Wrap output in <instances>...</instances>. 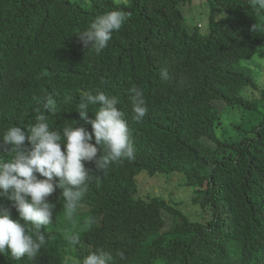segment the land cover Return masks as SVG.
<instances>
[{
    "label": "trees",
    "instance_id": "1",
    "mask_svg": "<svg viewBox=\"0 0 264 264\" xmlns=\"http://www.w3.org/2000/svg\"><path fill=\"white\" fill-rule=\"evenodd\" d=\"M191 1L0 0V134L10 126L27 132L41 114L52 129L91 133L76 111L85 92L103 91L119 99L134 146V158L93 174L72 216L56 188L47 198L52 226L41 227L45 246L33 259L5 250L0 264H73L98 249L111 254L110 264H264V89L252 99L258 86L249 63L264 49V10L250 0H205L202 33L185 24ZM115 8L128 13L126 23L99 54L85 48L79 33ZM132 87L148 107L139 122ZM49 96L54 111L45 110ZM90 143L99 149L94 136ZM13 155L0 147V159ZM85 167L95 169V160ZM141 171L185 176L206 217L192 220L179 202L141 195ZM0 203L18 218L7 194Z\"/></svg>",
    "mask_w": 264,
    "mask_h": 264
},
{
    "label": "clouds",
    "instance_id": "2",
    "mask_svg": "<svg viewBox=\"0 0 264 264\" xmlns=\"http://www.w3.org/2000/svg\"><path fill=\"white\" fill-rule=\"evenodd\" d=\"M250 3L258 10H264V0H250ZM127 19L128 13L120 8L95 16L89 27L79 33L82 45L99 54ZM161 77L169 79L168 72L162 70ZM128 91L133 119L139 122L148 113L144 93L136 87ZM52 103V97H47L44 102L46 111L51 109ZM118 104L117 97L106 95L103 91L82 95L76 112L91 126V133L74 125L62 130L52 129L47 117L41 114L27 132L19 126H10L0 134V141L3 142L0 147L7 146V151L15 153L10 160L0 159V195L7 194L18 214L17 219H12L10 209L0 203V254L7 250L14 260L36 257L46 244L41 227L53 221L55 204L49 203L47 198L56 188L62 190L64 209L72 216L87 193L95 172L106 170L113 162L134 158L130 131ZM90 105L98 106L93 118L87 116ZM93 136L99 149L90 143ZM101 145L104 146L103 154ZM93 160L95 169L86 168L85 162ZM36 174L43 178H38ZM54 178H58L55 183ZM68 239L72 245L79 243L78 235ZM118 255L121 260L125 259L123 252ZM110 261L111 254L98 249L82 260H74L73 264H110Z\"/></svg>",
    "mask_w": 264,
    "mask_h": 264
},
{
    "label": "rangeland",
    "instance_id": "3",
    "mask_svg": "<svg viewBox=\"0 0 264 264\" xmlns=\"http://www.w3.org/2000/svg\"><path fill=\"white\" fill-rule=\"evenodd\" d=\"M204 1L205 0H192L189 5L184 7L186 13H189L186 16L185 24L189 28L192 23L194 25L199 24L200 31L202 33L209 30L208 13L210 9ZM190 10L191 13L189 12ZM249 63L256 72V83L258 86V88L251 93V97L253 99L255 96L259 95V91L261 89H264V49L256 54L253 59L249 60ZM246 91L249 93L248 88L244 90V92ZM230 126L227 129L225 128L226 130L223 133L225 138L233 136V131ZM136 183L138 185V192L141 195L160 196L168 202H179V208L184 213L188 214L192 220H199L204 215V217L207 215V213L202 214L200 207L192 203L191 198L194 193V187L187 184V180L182 174L157 173L155 175H148L146 172L141 171L138 175H136ZM51 226L52 223L50 225L43 226V228H50Z\"/></svg>",
    "mask_w": 264,
    "mask_h": 264
}]
</instances>
